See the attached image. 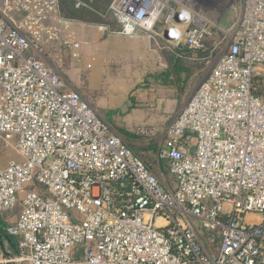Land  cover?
I'll return each instance as SVG.
<instances>
[{
    "label": "built area",
    "instance_id": "built-area-1",
    "mask_svg": "<svg viewBox=\"0 0 264 264\" xmlns=\"http://www.w3.org/2000/svg\"><path fill=\"white\" fill-rule=\"evenodd\" d=\"M202 2L107 10L116 34L163 51L222 36L161 143L168 184L40 57L79 48L61 0H0V142L20 156L0 165V214L21 209L8 228L19 254L0 264H264V0L231 1L227 25Z\"/></svg>",
    "mask_w": 264,
    "mask_h": 264
},
{
    "label": "rangeland",
    "instance_id": "rangeland-1",
    "mask_svg": "<svg viewBox=\"0 0 264 264\" xmlns=\"http://www.w3.org/2000/svg\"><path fill=\"white\" fill-rule=\"evenodd\" d=\"M202 1L203 2L200 4L204 7H202L200 4H198V6L204 8L206 10V14L213 21L225 24L231 23L235 19L236 11L230 10L231 1L235 2V0ZM111 2L112 0H110V4ZM101 17L103 18L102 23H93L82 20H69L70 24L67 34L68 36H71L75 41H80V39L82 40V42L84 43L82 44V48L85 49V56H87V59L84 56L85 59L81 58L80 60H78L77 58L79 57L77 55V52L80 49H70L68 47H65V45L63 46L61 42L44 46L42 48L40 57H42V59L50 66L55 68L75 90L79 91L84 99L89 102V104L106 121L107 118L105 116V113L102 111L105 109H103V107H99L98 102L100 99H102V103L106 100V95L101 93H103L102 91H104L105 88L112 85V83H110V78L105 77L101 79V85L94 82V73L92 68V47H96L99 45V43H97L98 38L108 37V35L113 36L110 34V32L115 33L117 27L114 26L115 22L113 21L112 16L107 14V11L102 14ZM220 39L221 34L215 33L210 39H208V42L211 43L209 45L215 47L216 43H218ZM78 44H80V42ZM154 47L156 49L152 50L156 53V56H158L160 53L163 54L162 51L160 52V50L155 45ZM223 51V48H217L216 54L214 53L211 61H209L210 63H205L204 68L198 71L195 76H192L191 81H189V83H187V85L185 86H182V82H177V85L172 88H162L150 84L147 85L145 81H143L145 77L141 79V85H137V78L126 77L125 84L122 86L132 91L141 90V93H137V95H135L140 97V101L137 102L135 100V97V99H132L130 104L128 105L129 108H127V112H129V114L117 116L116 118L112 119L113 121L110 124L107 121L106 122L110 125L112 130L123 139L125 138L123 136V133L121 132L122 130L126 132L145 135L147 140H155L158 141L159 146H161V143L163 145L166 131L170 123L186 105L195 90L199 87L200 83L209 75L211 67L218 57V54L222 53ZM158 60L159 65L160 59ZM159 68H161L160 65ZM105 70L106 72H103L102 74L106 73V77H108L107 75L109 73L115 72V70L113 71L109 69V67ZM150 73L152 72L150 71ZM100 87H102L101 90ZM103 105L105 104L103 103ZM137 105H139V108H137ZM131 107L133 108L131 109ZM136 108L139 109L140 112L134 113ZM146 113L150 114L151 116L158 115L163 118H158V123L156 124L137 123V120H139V116ZM143 156H148L155 159V154L150 152H144ZM158 173L160 174V176L157 175L156 170V175L160 179L170 184V175L166 176V174L164 173ZM173 181H175V179H173ZM17 208H19V206L15 209ZM13 210H11L9 214H12ZM20 211L21 209H18L13 215L17 216Z\"/></svg>",
    "mask_w": 264,
    "mask_h": 264
},
{
    "label": "crops",
    "instance_id": "crops-1",
    "mask_svg": "<svg viewBox=\"0 0 264 264\" xmlns=\"http://www.w3.org/2000/svg\"><path fill=\"white\" fill-rule=\"evenodd\" d=\"M225 24L227 25V23ZM114 26L116 25L114 24ZM110 34L113 36L108 35V37L98 38L97 43H99V45L96 47H92L93 50L92 68L94 73V82L99 83L101 85L100 81L102 78L105 77V78H110V83H112V85H110L109 87L105 88L104 91H102L103 93L100 92L101 94L106 95L105 96L106 100L103 102L105 105H103L102 99H100L98 102L99 107L101 108L103 107V109H105L102 111L105 113V116L107 118L106 121L109 124L113 121L112 119L116 118L117 116L120 115L123 116L124 114H129V112H127L128 111L127 108H129L128 105L130 104L132 99L134 100L136 97L135 100L137 102L140 101V97L135 95H137V93L138 94L141 93V90L132 91L122 86L125 84L126 77L137 78L136 81L137 85H141L142 82L141 79H143L144 77L145 79L143 81H145L147 85L150 84L162 88H172L177 85V81L175 77L176 75L174 74L173 71L174 68L171 62L169 61L167 52L159 49L160 52L162 51L163 54L160 53L158 55L159 56L158 58V56H156V53L152 50L156 48L154 47V44H152V41L148 36L139 34L135 36L126 37L112 32H110ZM76 41L78 43L80 42L79 44L80 50L77 49L78 50L77 55L79 58L77 59L78 60H80L81 58L87 59V56H85V49L82 48V44L84 43L82 42L81 39L80 41L79 40ZM217 44L218 43H216V46ZM215 47L213 48V50L215 49ZM158 59H160L159 65L161 66V68H159ZM108 67L113 71L115 70V72L109 73L107 75L108 77H106V73L105 74L102 73L106 72L105 69H107ZM150 71L152 73H150ZM168 71L172 72L173 75L170 76V80H173L174 83L169 85H166L164 83H159L156 78L161 76L164 77ZM196 74L197 72L194 74V76ZM150 77L152 80L150 79ZM101 89L102 87H100V90ZM132 108L133 107H131V109ZM137 108H139V105H137ZM137 108L134 111V113L140 112V110ZM158 118H163V117L158 115L151 116L150 114L146 113L139 116L138 118L139 120H137L138 121L137 123L156 124L158 123ZM10 160H20V156L17 154L13 145L8 147L0 142V165L2 167H5L7 166ZM17 218L18 215L17 216L12 215L8 220H6V222L8 221L7 223L9 225L13 224L17 220ZM18 254H19V249H18L17 238L15 237L11 238L8 236V239L3 240V244L0 243V257L9 259V258H15Z\"/></svg>",
    "mask_w": 264,
    "mask_h": 264
},
{
    "label": "trees",
    "instance_id": "trees-1",
    "mask_svg": "<svg viewBox=\"0 0 264 264\" xmlns=\"http://www.w3.org/2000/svg\"><path fill=\"white\" fill-rule=\"evenodd\" d=\"M63 15L68 20H82L89 21L93 23H102L104 14L110 4V0H61ZM106 10V11H105ZM222 37V36H221ZM206 41L204 49H190L187 46L182 48H176L175 52H167L169 61L173 66L174 74L176 75V81L182 82V86L187 85L191 77L205 66V63L210 58L211 52L214 46L209 45L211 43ZM173 75L172 72H167L163 77L156 78L159 83H164L166 85L174 83L170 80V76ZM253 93L255 96L264 98V77L256 76L254 79ZM125 139H123L151 169L157 175L160 176L158 172L170 175L171 181L173 183V177L168 170L166 163L161 161L158 157L159 153V143L155 140H147L145 135H140L136 133L121 131ZM122 135V134H121ZM153 153L155 154V159L148 156H143V153ZM18 209L13 210L12 214L5 213L0 214V229L4 231L9 237L13 238L8 233L9 225L6 220L10 218ZM20 213V212H19ZM18 213V215H19Z\"/></svg>",
    "mask_w": 264,
    "mask_h": 264
},
{
    "label": "water",
    "instance_id": "water-1",
    "mask_svg": "<svg viewBox=\"0 0 264 264\" xmlns=\"http://www.w3.org/2000/svg\"><path fill=\"white\" fill-rule=\"evenodd\" d=\"M183 47V45H181L180 46V48H182ZM4 239H8V236L6 235V233L4 232V231H2L1 229H0V243L1 244H3V240Z\"/></svg>",
    "mask_w": 264,
    "mask_h": 264
}]
</instances>
